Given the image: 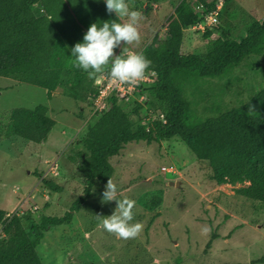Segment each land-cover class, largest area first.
Here are the masks:
<instances>
[{"label": "rangeland", "instance_id": "1", "mask_svg": "<svg viewBox=\"0 0 264 264\" xmlns=\"http://www.w3.org/2000/svg\"><path fill=\"white\" fill-rule=\"evenodd\" d=\"M66 1L84 31L91 23L115 19L114 13L106 12L103 0ZM182 1L128 0L131 8L142 13L137 24L140 39L123 45L122 56L141 52L155 36L167 38L169 21ZM185 1L197 21H207L214 10L219 16L205 30L196 21L184 26L183 53L205 54L221 27L229 28L240 40L249 24L264 18V0ZM34 11L39 13L40 6ZM110 67L109 62L94 75L95 86ZM75 72L73 65L64 67L60 82L51 88L0 75V209L6 211L0 237L4 223L18 214L34 238L32 225L42 215L65 214L84 193L79 159L88 152L87 126L99 113H92L91 98L83 102L71 97ZM182 80L192 108L190 122L238 107L264 88V43L223 77L190 75ZM149 100L141 102L143 119L139 122L159 116L160 101ZM120 102L130 109L139 101L133 96ZM40 104L48 106V114L56 120L47 140L36 143L10 136L11 109ZM53 162L58 165L55 170ZM111 162L117 198L135 201L133 221L142 223V231L135 238L121 239L103 228L100 216L112 214L116 201L102 202L106 184L97 183L70 223L45 230L37 246L43 264H264V201L238 194L242 183H219L210 162L199 158L181 137L127 141ZM43 179L59 184L60 191L55 192Z\"/></svg>", "mask_w": 264, "mask_h": 264}, {"label": "trees", "instance_id": "2", "mask_svg": "<svg viewBox=\"0 0 264 264\" xmlns=\"http://www.w3.org/2000/svg\"><path fill=\"white\" fill-rule=\"evenodd\" d=\"M36 5L41 8L39 13L34 11ZM207 6L213 8L211 4ZM176 12L169 21V36H155L141 51L151 61L148 70L157 73V79L145 91L152 101H160L156 108L159 116L139 122L143 119L142 103L136 102L132 108L125 109L113 97L110 108L95 115L97 119L88 124L84 135L88 152L79 159V170L86 182L84 193L65 214L42 215L32 225L34 238L25 228L23 218L11 215L4 223V236L0 237V264H43L37 246L45 230L72 221L92 195L94 186L106 184L112 178L111 158L130 140L160 141L179 136L199 158L210 162L219 183H242L236 189L238 194L264 201V88L238 107L190 122L188 112L192 108L184 96L182 80L190 75L223 77L246 57L258 52L264 43V18L249 24L240 40L229 28L221 27L220 35L209 44L207 52L197 54L182 52L183 28L197 22L196 14L185 0ZM85 32L66 0H0V75L54 87L60 82L61 70L74 66L70 48L82 41ZM122 49L123 44L115 52L122 56ZM74 68L77 72L70 95L76 101H88L97 91L95 77ZM48 109L43 104L35 108H12L8 133L36 143L46 141L56 124ZM161 114L166 121L160 118ZM43 182L55 192L61 189L50 179ZM5 214L0 209V222Z\"/></svg>", "mask_w": 264, "mask_h": 264}, {"label": "clouds", "instance_id": "3", "mask_svg": "<svg viewBox=\"0 0 264 264\" xmlns=\"http://www.w3.org/2000/svg\"><path fill=\"white\" fill-rule=\"evenodd\" d=\"M106 12L114 13L115 19L91 23L83 34L82 41L70 48L75 67L84 70L91 78L111 63L108 75L119 82H136L143 78L151 64L143 53L130 52L125 56L115 52L121 45L140 39L137 24L142 13L129 6L128 0H103ZM118 18H126L123 21ZM147 93V92H146ZM149 96V95H148ZM117 185L108 179L101 195L102 202L116 201L112 214L102 217L103 228L121 239L135 238L142 231V223L134 222L135 201L117 198ZM207 230V229H205Z\"/></svg>", "mask_w": 264, "mask_h": 264}, {"label": "built area", "instance_id": "4", "mask_svg": "<svg viewBox=\"0 0 264 264\" xmlns=\"http://www.w3.org/2000/svg\"><path fill=\"white\" fill-rule=\"evenodd\" d=\"M218 16L219 12L214 10L207 15V21L203 18L197 21V25L205 30L208 25H213L218 22ZM156 77L157 73L154 70H147L142 79L129 83L115 81L111 79L107 73L102 74L96 80L97 91L91 98L93 100L92 113L98 114L107 111L111 106V99L113 97L117 98V101L120 102L136 96V100L140 103L147 102L149 96L145 92V89L157 79ZM150 82L152 83L149 85ZM160 118L166 121L164 114H161ZM57 167L58 165L56 162L51 164L52 170H55ZM34 208L36 209L37 206Z\"/></svg>", "mask_w": 264, "mask_h": 264}]
</instances>
